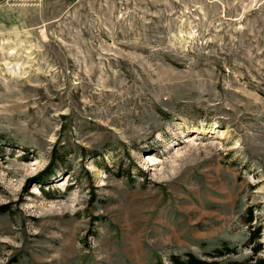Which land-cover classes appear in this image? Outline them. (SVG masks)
<instances>
[{
	"label": "rangeland",
	"instance_id": "374dc122",
	"mask_svg": "<svg viewBox=\"0 0 264 264\" xmlns=\"http://www.w3.org/2000/svg\"><path fill=\"white\" fill-rule=\"evenodd\" d=\"M188 253L264 264V0H0V264Z\"/></svg>",
	"mask_w": 264,
	"mask_h": 264
},
{
	"label": "trees",
	"instance_id": "16d2710c",
	"mask_svg": "<svg viewBox=\"0 0 264 264\" xmlns=\"http://www.w3.org/2000/svg\"><path fill=\"white\" fill-rule=\"evenodd\" d=\"M52 167L50 166L51 170ZM54 173V171H49L48 174L52 175ZM49 175V176H50ZM216 254L222 255L225 253V251L222 248H218L215 250ZM172 261L176 264H221L219 261L214 260V261H210L207 259H202V258H198L196 255H194L193 253H188L186 255L185 259H181L179 256L177 255H173L171 257ZM229 264H238V263H229Z\"/></svg>",
	"mask_w": 264,
	"mask_h": 264
},
{
	"label": "bare ground",
	"instance_id": "6f19581e",
	"mask_svg": "<svg viewBox=\"0 0 264 264\" xmlns=\"http://www.w3.org/2000/svg\"><path fill=\"white\" fill-rule=\"evenodd\" d=\"M209 131V130H208ZM207 132V131H206Z\"/></svg>",
	"mask_w": 264,
	"mask_h": 264
}]
</instances>
